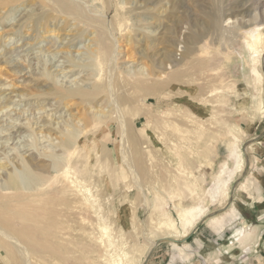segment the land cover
Returning a JSON list of instances; mask_svg holds the SVG:
<instances>
[{"label": "rangeland", "instance_id": "1", "mask_svg": "<svg viewBox=\"0 0 264 264\" xmlns=\"http://www.w3.org/2000/svg\"><path fill=\"white\" fill-rule=\"evenodd\" d=\"M45 1L0 0V161L6 153V162L37 157L39 148L65 160L59 170L65 192L44 211V221L52 222L25 264H264V51L257 76L244 33L259 22L238 27L241 15L232 8L243 0H63L91 18L50 9L35 20L48 10ZM212 6L221 15L220 31L185 52L183 38L204 26V10ZM144 42L152 46L145 50ZM163 54L180 63L155 67L145 82L171 73L178 77L172 88L152 98L126 85V78L147 71L143 62H165ZM106 80L115 84L107 102V91L97 104L62 101L51 92ZM121 94L127 102L117 100ZM97 108L110 112L106 130H81L74 150L55 146L70 119ZM119 118L138 134L139 152L119 144L128 131ZM55 174L46 185L56 182ZM191 208L197 216L180 238L179 215ZM4 248L0 264H23Z\"/></svg>", "mask_w": 264, "mask_h": 264}, {"label": "bare ground", "instance_id": "2", "mask_svg": "<svg viewBox=\"0 0 264 264\" xmlns=\"http://www.w3.org/2000/svg\"><path fill=\"white\" fill-rule=\"evenodd\" d=\"M45 4L47 5V9L48 10L44 9L43 12H40L38 17L35 20H42V19L47 18L50 15V9L52 11H54V12L55 11H59L60 14H61V11H62L65 14H67L68 16L72 15L74 17L73 19H75L76 16H78L76 18H80L82 20H86L85 19L86 17L91 18V16L89 17L88 15L87 16L85 15L86 17H84L82 15H79V13H76V10H75L73 5H71L68 2L63 1V0H46ZM259 5H260V1L259 0H252V1L251 0H249V1L243 0V1H239L238 3H236V5H235L236 8H235V6L232 7L236 11H238V15L239 14L241 15V17H240L241 19H239V21L237 23L238 27L245 26L247 21H249L250 23L259 22V23L255 24V29L254 30H252V31H248V30L246 31L245 30V33H244L245 34V40L243 39L245 41V48L247 50V57L249 59V63L252 64L251 71L253 73H255L257 76H259V72L255 68V64L257 63V58L260 55V53L264 51V31H263L264 25H262L263 27H260L261 26L260 22L264 21V10L262 9V6L260 7ZM213 7L214 6L209 7L208 9L204 10V13L206 15V21H204L205 22L204 24L202 23L204 26L203 27H199L198 26L199 28L196 27L195 31L190 30L191 32L188 33V35L185 37V39L183 38V41L185 40V43H186V44H184V47L186 45V48H187L185 50V52L186 51L188 52V50H190V48H191L190 46H188L189 43H193L194 44L196 41L198 42L199 39L202 38V36H204V35H206L208 33H210V34L211 33L218 34L217 32L220 31V30L218 31V29L220 28V27H218V23L220 22L218 16L221 17V15H220V13L218 15L217 14L218 13L217 9H214ZM226 9H228V8H226ZM228 12L226 11L225 12L226 14L224 13L225 14L224 18H226V17L229 18L230 17V15H229L230 12L229 13ZM56 13H58V12H56ZM66 17L67 16H65V18ZM245 17H247L246 20H245ZM88 18H87V20H88V23L90 24L89 21H91V20H89ZM221 19H223V17ZM77 21H78V19H77ZM84 22L86 23L87 21H84ZM100 22H101V20H100ZM105 24H106V21H105ZM157 27H159V26H157ZM147 30L148 29H146L145 31H147ZM111 31H113V30H111ZM152 32H154V31H148V33H152ZM76 34L78 35V33H76ZM166 34H168V33H166ZM213 37H214V35L212 36V38ZM144 43H146V42H144ZM147 43H149V42H147ZM147 43H146V47H144L145 50L148 47L152 46L151 44H147ZM89 45H90V43H89ZM114 45H115V43H114ZM167 50H169V49H167ZM143 53H144L143 57L146 58L148 55H146L145 51H143ZM164 54H163L162 57L165 58L164 59L165 62L160 61V62H163L162 64L160 63V65H159V63H157V64L156 63H153V64L151 63L150 65L148 64V66H147V63L143 62L144 61L143 60L142 64H143V66L146 67L145 69L147 71L145 72V70H141L139 73H137L138 76H135V75L132 76L131 75L129 78H126V82L124 81L126 83V85L131 86L132 88H137L138 90L141 89L144 92L143 93L144 97L148 96V97H152V98H158L157 94H155L156 90L162 91L163 89L168 88V86H169V88H172L173 84L177 82L178 77H174L171 73H166V77L164 76L163 79L156 80V82H152V83H149V82L146 83L145 82V81H147V78L149 79V77H150L149 75L150 74L155 75V72H156L155 67H157V66L159 67V66L163 65L164 68H165V63L166 62H170L173 65H176V63L177 64L180 63V62H176V61L174 63V59L172 57H169L170 55L166 56ZM169 54H170V52H169ZM181 54H184L183 51H182ZM189 55L190 54H188L187 57H189ZM146 62H148V61H146ZM170 63H168V64H170ZM183 64H184V62L181 63L180 65H183ZM89 65H91V64H89ZM83 67H85V66H83ZM177 67L179 68V66H177ZM172 68H174V67H172ZM92 69H94V67ZM174 69L176 70V68H174ZM161 75L162 74H160V76ZM160 76H158V77H160ZM112 79H114V77ZM115 79H117V78H115ZM154 79H156V78H154ZM151 81H153V79ZM104 82L105 83H99L97 81H95V82L93 81L92 85H91V83L88 84L89 85L88 88H82L81 86H75V87L59 86V88L57 87L55 89H51V92H52V94H55L57 97L61 98L62 101L64 99L65 100L66 99H68V100H71V99L76 100L75 98H77V99H79L81 101H84L85 102L84 104H91V103L92 104H95V103L97 104V100L99 99V97H101L102 93L107 91L106 97H108V98L105 99V102H107V100L110 97L109 96L110 95L109 91H110L111 87H109V86L113 85L114 82L111 83V84H109L107 80L104 81ZM121 84H123V83H121ZM63 85H64V83H63ZM112 87H115V84ZM120 88H122V87H120ZM111 90H112V88H111ZM179 92L176 93V96L177 95L181 96V94ZM110 93H112V92L110 91ZM144 97H142V98H144ZM111 99L109 101H111ZM117 100L119 102H124V103L128 101L126 96L123 95V94L119 95ZM81 101H79V102H81ZM115 103H116V101H115ZM143 112H145V111H143ZM116 113H117V111H116ZM48 115L49 114H47V116ZM109 115H110L109 111L108 112L101 111L100 108H97L96 111L92 110V113L89 111V109H86V113L84 114V116L79 117L78 119H76L78 117V115H76L77 116L76 118L70 119V121L68 120L69 122H67V125L70 127L69 130L67 129L66 131H64V130L58 131V132H60L61 137L59 138V140L55 144V146L56 147H60V149L65 151V152L69 151L70 149H73V150L76 149V147L74 148V145L76 144V142H79L77 139H78V135H79L80 131L83 130V129H87L88 126L90 128L91 126L92 127H96L98 125H100V128H101L100 130H106L107 127L111 124V120L109 119ZM70 117H72V114H71ZM134 119L132 120V122L134 121ZM54 121H55V119H54ZM119 121H120V123H117V124H119V126L121 128L126 125V123H125L126 121L123 122L122 120H120V118H119ZM55 122H53V124ZM80 122H81V125L78 126V124ZM50 124L52 125V123H50ZM126 126H127V130H128L127 131V135L123 136L124 140L122 141V143H119L122 139L118 143L122 144V146L124 145V147H126V144H130L132 146L131 150L134 149L136 152H139L141 150V148H142L141 140H140L138 134L132 129V127L130 125H126ZM69 127H67V128H69ZM40 128H42V127H40ZM52 130H53V127H52ZM44 131L46 132V130H44ZM48 131H49V129H48ZM39 132L42 133L43 130H40ZM58 132H56V133H58ZM46 134L43 135V136L46 137ZM52 135H53V133H52ZM118 135H119V130H118ZM88 137H89V135H88ZM85 140H87V138ZM83 143H84V141H83ZM35 144H36V142H35ZM80 144H82V143H80ZM0 145L2 146V144H0ZM3 147H4V145H3ZM82 147H84V146L82 145ZM120 149H121L122 152L124 151V150H122L124 148H120ZM4 150H5V148H4ZM36 151H38L37 157L35 155H32V154H28L26 156H24L25 154H20L21 158L18 159V157H17L18 160H16V161H14L13 159H11V160L9 159L8 162H6V161L8 160L9 156H8V153H6L7 155L6 154L5 155L7 156V160H6V157H5V160H6L5 162L0 161V169H4L3 173L0 171V247L1 248H2V246L5 247L4 248L5 249V253L8 256H13L14 258H17V260L19 262L23 263V264H25L26 263L25 261L28 260L27 257H28V255L30 253H35V254L37 253V250H36L37 247L36 246H38V245L40 246L41 244H43L41 239H40V237L47 230V228L49 226L48 224H50L52 222V219H51V222H50V220H49V222H45L44 221V219H43V216H44V213H45L44 211L48 210V208L51 209V207H52V205H54L55 201H57L59 198H61L62 194H64V192H65L64 189L62 187H60L61 186L60 185V181H61L60 175L62 174V172L59 173V170H62V168L64 166L63 162H65V160L62 159L63 156L61 155L62 156L61 157L60 153L59 154L57 153L58 151L54 152V153H52V152L46 153V152L40 151V148L37 149ZM22 152H19V153H22ZM19 153H18V155H19ZM24 153H26V152H24ZM125 153H126V151H125ZM128 153H127L126 157L130 156V155H128ZM21 155H23V156H21ZM12 157L14 158L16 156H12ZM44 157H49L50 158V162L47 163V164L43 163V161L46 160ZM40 161L42 163H40ZM129 164H132V163L129 162ZM50 172H55L56 173L55 174V177H56L55 181L56 182H54V184H51V185L48 186V184L46 185V183L50 179L49 176H48V174ZM68 191L70 192L71 190L68 189ZM59 203H60V201H59ZM195 210L196 209L191 208V209H187V210L181 211V213L179 215V220H180L181 224L183 225L184 230H183V232H180V234H181L180 238H182L185 235H187L188 234L187 229L193 225V223L195 221V218L197 216V214L195 213ZM52 213H54V212H52ZM55 213H57V212L55 211ZM51 218H52V216H51ZM170 226H171V224H170ZM246 237H247L246 235L242 234L241 236L238 237L237 240L239 242H244Z\"/></svg>", "mask_w": 264, "mask_h": 264}, {"label": "water", "instance_id": "3", "mask_svg": "<svg viewBox=\"0 0 264 264\" xmlns=\"http://www.w3.org/2000/svg\"><path fill=\"white\" fill-rule=\"evenodd\" d=\"M173 241H174V242H177L178 240H176V239H173Z\"/></svg>", "mask_w": 264, "mask_h": 264}, {"label": "crops", "instance_id": "4", "mask_svg": "<svg viewBox=\"0 0 264 264\" xmlns=\"http://www.w3.org/2000/svg\"><path fill=\"white\" fill-rule=\"evenodd\" d=\"M195 226H196V225H195ZM192 231H193V229H192ZM192 231H191V232H192ZM191 232H190V234H191ZM174 244H177V242H176V243H174Z\"/></svg>", "mask_w": 264, "mask_h": 264}]
</instances>
